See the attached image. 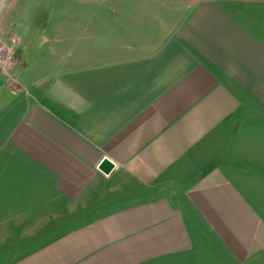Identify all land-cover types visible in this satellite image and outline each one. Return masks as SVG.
I'll use <instances>...</instances> for the list:
<instances>
[{"label": "crops", "instance_id": "crops-1", "mask_svg": "<svg viewBox=\"0 0 264 264\" xmlns=\"http://www.w3.org/2000/svg\"><path fill=\"white\" fill-rule=\"evenodd\" d=\"M140 1L0 76V264H264V0Z\"/></svg>", "mask_w": 264, "mask_h": 264}, {"label": "rangeland", "instance_id": "rangeland-1", "mask_svg": "<svg viewBox=\"0 0 264 264\" xmlns=\"http://www.w3.org/2000/svg\"><path fill=\"white\" fill-rule=\"evenodd\" d=\"M138 3L145 2L140 0H0V33L5 36L13 34L19 40L16 57L21 60L18 65L12 67L10 73L15 76L20 67L21 73L25 75L26 64L28 74H31L32 70L40 71L44 60L43 54H46L48 49V44H44L43 41L45 38L54 36L53 29L60 20L71 19L70 12H65L64 16V13L58 9H71L73 6L89 4L112 6ZM67 29L69 32L68 30H65V33L59 31L60 36L74 35V28ZM5 80L0 78V91L4 89L7 92L5 94L9 96V82Z\"/></svg>", "mask_w": 264, "mask_h": 264}, {"label": "built area", "instance_id": "built-area-1", "mask_svg": "<svg viewBox=\"0 0 264 264\" xmlns=\"http://www.w3.org/2000/svg\"><path fill=\"white\" fill-rule=\"evenodd\" d=\"M18 41V38L13 34L5 36L0 33V76L11 77L9 71L15 62L14 53L15 49H17Z\"/></svg>", "mask_w": 264, "mask_h": 264}, {"label": "water", "instance_id": "water-1", "mask_svg": "<svg viewBox=\"0 0 264 264\" xmlns=\"http://www.w3.org/2000/svg\"><path fill=\"white\" fill-rule=\"evenodd\" d=\"M98 169L104 174H108L113 169V164L107 159H102Z\"/></svg>", "mask_w": 264, "mask_h": 264}]
</instances>
